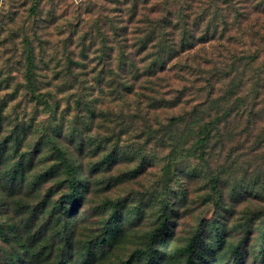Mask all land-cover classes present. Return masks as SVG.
<instances>
[{
    "label": "rangeland",
    "instance_id": "rangeland-1",
    "mask_svg": "<svg viewBox=\"0 0 264 264\" xmlns=\"http://www.w3.org/2000/svg\"><path fill=\"white\" fill-rule=\"evenodd\" d=\"M107 1L0 0V224L12 243L0 238V264L15 258L14 247L31 245L36 253L48 244L63 247L65 225L74 232L70 259L79 264L81 250L101 237L116 206L123 231L105 254L98 251L95 264L128 261L164 221L167 229L154 246L163 264H185L183 250L194 240L197 264H231L240 245L241 263L259 264L264 187L255 182L264 178V148L255 155L248 154L249 144L232 155L217 148L210 167L190 157L198 130L192 126L191 136L189 124L178 119L198 106L200 96L194 89L183 95L184 81L148 85L119 75L118 52L109 72L107 19L121 21L119 8ZM25 38L36 65L35 93L26 80ZM48 137L76 171L75 207L65 201L72 192L69 176ZM172 162L167 182L165 167ZM212 174L221 175L220 193L211 187ZM218 232L227 239L223 251Z\"/></svg>",
    "mask_w": 264,
    "mask_h": 264
},
{
    "label": "trees",
    "instance_id": "trees-1",
    "mask_svg": "<svg viewBox=\"0 0 264 264\" xmlns=\"http://www.w3.org/2000/svg\"><path fill=\"white\" fill-rule=\"evenodd\" d=\"M152 1H107L106 4L113 3L119 8L121 21L116 23L112 18L107 19L110 29L105 36L104 55L109 72H114V57L118 52L119 75L125 78L143 79L148 85L156 79L170 86L177 80L184 81L187 84L181 89L183 95L194 89L202 101L178 121L189 124L190 132L198 130L189 156L199 159L202 165L211 166L210 160L217 148L221 154L227 151L232 155L234 151L245 150L249 144L248 154L259 153L264 148V0H160L156 4ZM25 41L28 48L26 80L30 91L35 93L36 65L30 41L27 38ZM170 64L175 68L170 69ZM122 87L126 91L133 90V85L128 87L126 83ZM161 100L157 102L162 106L168 104ZM174 104L169 103L176 106ZM178 124L173 120V125ZM192 135L194 137V132ZM47 142L66 168L72 192L65 196V201L75 207L78 200L76 171L57 141L48 137ZM110 161V158L106 159V163L110 164ZM175 166L176 163L172 162L165 167L167 182L171 181ZM212 175L211 187L220 193L221 175ZM255 185L264 187V178ZM63 209L66 216L69 209L65 205ZM114 210L110 225L104 228L101 237L97 240L95 237L81 250L79 264H95L98 251L105 254L104 248L112 247L121 236L123 224L119 207ZM167 226L166 221L162 222L156 233L149 236L145 248L137 249L128 261L119 264H163L154 246L156 236ZM62 230L64 234L59 236L61 243H65L63 247L48 244L39 253L31 252V245L22 246L21 250L14 247L15 258H9L7 263L32 264L34 260L40 264H75L68 249L70 235L74 232L68 225ZM0 238L12 245L1 224ZM215 239L218 249L223 251L226 237L218 232ZM196 245L194 240L184 248L185 264H197L194 260L198 255ZM240 247L235 249V260L231 264H243L239 260ZM56 248L59 253L53 261ZM25 254H29L28 259ZM257 256L259 264H264V243Z\"/></svg>",
    "mask_w": 264,
    "mask_h": 264
}]
</instances>
